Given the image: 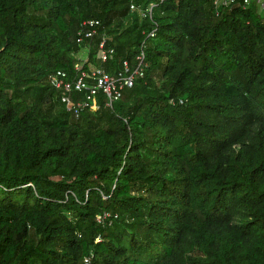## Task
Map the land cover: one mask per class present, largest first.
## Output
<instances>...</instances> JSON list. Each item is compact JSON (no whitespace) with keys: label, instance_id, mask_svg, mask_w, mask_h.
I'll use <instances>...</instances> for the list:
<instances>
[{"label":"trees","instance_id":"16d2710c","mask_svg":"<svg viewBox=\"0 0 264 264\" xmlns=\"http://www.w3.org/2000/svg\"><path fill=\"white\" fill-rule=\"evenodd\" d=\"M142 46L112 103L53 81ZM0 264H264L256 0H0Z\"/></svg>","mask_w":264,"mask_h":264},{"label":"built area","instance_id":"2783aa9c","mask_svg":"<svg viewBox=\"0 0 264 264\" xmlns=\"http://www.w3.org/2000/svg\"><path fill=\"white\" fill-rule=\"evenodd\" d=\"M234 0H218L219 4H229ZM252 0H244L245 5H249ZM259 5V10H264V0H256ZM155 4L149 5L146 9L142 10V15L152 16L153 8ZM131 8L135 9V4H131ZM100 25L99 20L90 19L86 20L83 24L82 29L78 33L77 41L83 42L85 39L92 38L95 34L98 33L97 27ZM150 36L155 35V29L149 33ZM114 54L113 47L106 46V39L103 38L100 43L98 58L102 62H106L109 58H111ZM145 53L143 50V46L141 52L137 55L136 61L137 65L132 69L131 63L126 60L123 62V68L118 73L117 76L112 75L107 72L102 66L93 67L89 71H82L80 75L73 81L68 82L64 80L66 73L63 71H58L57 74L53 77V81L57 86H63L66 90H69L74 86L78 90L87 89L88 91V99L93 101V108H96V100L95 96L99 89H102L107 96L109 97L110 103L114 100H117L121 96L122 89L125 87H132L137 77H141L144 75V67L145 65ZM83 63H81L78 68L81 67ZM69 106H72L71 102H68Z\"/></svg>","mask_w":264,"mask_h":264},{"label":"rangeland","instance_id":"374dc122","mask_svg":"<svg viewBox=\"0 0 264 264\" xmlns=\"http://www.w3.org/2000/svg\"><path fill=\"white\" fill-rule=\"evenodd\" d=\"M78 58H80L81 60H85L87 58V50L83 49L79 54H78Z\"/></svg>","mask_w":264,"mask_h":264}]
</instances>
